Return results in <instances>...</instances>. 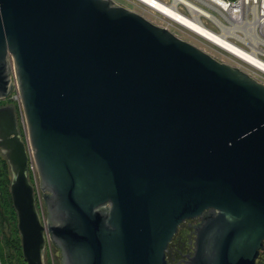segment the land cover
I'll list each match as a JSON object with an SVG mask.
<instances>
[{
    "label": "water",
    "instance_id": "obj_1",
    "mask_svg": "<svg viewBox=\"0 0 264 264\" xmlns=\"http://www.w3.org/2000/svg\"><path fill=\"white\" fill-rule=\"evenodd\" d=\"M27 127L0 106V151L26 264H254L264 243V84L114 0H0ZM32 153H31V152ZM44 194L38 211L30 156Z\"/></svg>",
    "mask_w": 264,
    "mask_h": 264
},
{
    "label": "built area",
    "instance_id": "obj_2",
    "mask_svg": "<svg viewBox=\"0 0 264 264\" xmlns=\"http://www.w3.org/2000/svg\"><path fill=\"white\" fill-rule=\"evenodd\" d=\"M144 17L149 14L177 36L200 41L211 56L235 66L264 84V0H127ZM172 10L173 15L166 12ZM186 20L184 22L182 20ZM197 24L207 33L191 26ZM213 33L218 39L210 37ZM11 91L19 99L11 68ZM9 93V94H10Z\"/></svg>",
    "mask_w": 264,
    "mask_h": 264
},
{
    "label": "rangeland",
    "instance_id": "obj_3",
    "mask_svg": "<svg viewBox=\"0 0 264 264\" xmlns=\"http://www.w3.org/2000/svg\"><path fill=\"white\" fill-rule=\"evenodd\" d=\"M116 3L129 8L135 12H139L137 8H134L132 4H130V2H128L127 0H114ZM144 17L147 18L149 21H151L152 23L156 24V25H160L162 24L161 21H159L158 19H156L155 17L149 15V14H144ZM178 37L190 42L191 44L201 48L202 50L205 49L209 50L208 48H205L204 45L198 41L197 39L191 38L189 37L187 34L184 33H179L177 34ZM209 53V52H208ZM13 96H15V92L14 90L12 91V94L10 93L7 97L4 98L3 101H8L9 98L13 99ZM1 100V99H0ZM16 105H15V110L17 113V121H18V128H19V133L21 135V138L23 141L26 142L27 139V127H26V122H25V118L23 115V111L21 108V104L19 99L15 100ZM9 103V102H7ZM30 159L31 161L29 162V181L31 182V184H33L34 186V194H35V199H36V206L38 211L41 213V215H43L44 219L46 218V205H45V201H44V194H46L47 192L43 191L40 188V183H39V177L37 174V170L33 161V157L30 154ZM187 222H189V220L186 221V223L182 224L179 226V228L177 229V232L175 233V235L173 236V238L171 239L169 245H168V249H170L171 247H175V252L176 249L179 250V252L177 251V253L175 254L176 259L178 258V256L183 253H186V251L188 250V240L191 237V240H194L195 237V232H194V228L192 229L190 226L188 227ZM194 222L196 223L197 220H191L190 225L193 226ZM193 230V231H192ZM193 238V239H192ZM181 257V256H179ZM178 260V259H177ZM44 261L45 264H61V253L60 250L57 246H55L51 240L48 241V244L46 246V251H45V256H44ZM173 264V263H172Z\"/></svg>",
    "mask_w": 264,
    "mask_h": 264
},
{
    "label": "trees",
    "instance_id": "obj_4",
    "mask_svg": "<svg viewBox=\"0 0 264 264\" xmlns=\"http://www.w3.org/2000/svg\"><path fill=\"white\" fill-rule=\"evenodd\" d=\"M3 100H0V106L9 104L15 110V100L11 98L8 101ZM29 171L28 169V178ZM10 182V166L0 151V264H26L22 255L21 238L17 228V214L10 194Z\"/></svg>",
    "mask_w": 264,
    "mask_h": 264
},
{
    "label": "flooded vegetation",
    "instance_id": "obj_5",
    "mask_svg": "<svg viewBox=\"0 0 264 264\" xmlns=\"http://www.w3.org/2000/svg\"><path fill=\"white\" fill-rule=\"evenodd\" d=\"M17 124H18V121H17ZM200 219H201V217L194 218V219H187V220H189V222H187V224H188L187 226L188 227L190 226L193 229L200 222ZM187 220H185L183 223H181V225L186 223ZM191 220H193V221L197 220V222L196 223L194 222V224L192 226V225H190V224H192V223H190ZM174 249H175V247L173 246L170 249H168V251L166 253L167 260L170 262V264H172V263L173 264H187V260H188L189 256H191L192 253H193L194 240H191V237L189 238V240H188V250L186 251V253H183L182 255L180 254L179 256H181V257L178 256V258H177L178 260L176 259L175 254L177 253V251L179 252V250L176 249V252H175ZM254 264H264V243H263V247H261L260 250H259V253L257 255V258L255 259V263Z\"/></svg>",
    "mask_w": 264,
    "mask_h": 264
},
{
    "label": "bare ground",
    "instance_id": "obj_6",
    "mask_svg": "<svg viewBox=\"0 0 264 264\" xmlns=\"http://www.w3.org/2000/svg\"><path fill=\"white\" fill-rule=\"evenodd\" d=\"M165 10H166V12H168V13L171 14V15L174 14V12H172V10H170V9H166V8H165ZM183 19H184V18H182V20H183ZM183 21L186 22V20H183ZM190 24H191V26L194 27L196 30H198V31H200V32H205V33H207L203 28H201V27L198 26L197 24H193V23H190ZM210 37L218 39L213 33L210 34ZM30 152H31V151H30ZM31 153H32V152H31Z\"/></svg>",
    "mask_w": 264,
    "mask_h": 264
}]
</instances>
